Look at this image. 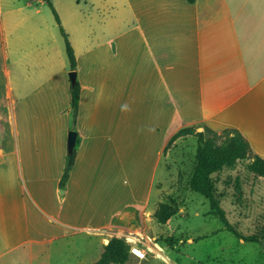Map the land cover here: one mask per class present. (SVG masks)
I'll use <instances>...</instances> for the list:
<instances>
[{"label":"crops","instance_id":"crops-1","mask_svg":"<svg viewBox=\"0 0 264 264\" xmlns=\"http://www.w3.org/2000/svg\"><path fill=\"white\" fill-rule=\"evenodd\" d=\"M82 1L97 11H135L136 50L121 53V68L100 69L99 82V69L92 70L90 78L96 77L98 83L79 84L75 162L64 187L60 179L72 120L64 64L57 70L42 66L38 81L33 82V62H21L29 54L12 56L2 42L0 15V120L5 133L0 142V255L24 245L32 251L34 244L92 229L98 234L114 233L133 221L139 222L138 227L146 224L153 219L152 191L164 150L172 136L190 125L215 131L236 129L264 158V0ZM72 3L80 5L79 0ZM31 4L25 1L15 11ZM1 5L0 0V14ZM114 101L121 106L115 117ZM106 132L121 139L122 154L135 155L139 162L127 164L135 175L129 196L134 206L121 213L127 218L122 225L107 222L111 206L108 212L104 206L97 213L95 205L92 215L82 212L90 149L96 145L95 138ZM34 171L48 176L53 172L59 197L37 186L42 176L36 180L35 174V183L27 186L26 174L30 178ZM141 174L148 176L146 184L138 182ZM90 216L92 221L100 218L97 226L90 224Z\"/></svg>","mask_w":264,"mask_h":264},{"label":"rangeland","instance_id":"rangeland-1","mask_svg":"<svg viewBox=\"0 0 264 264\" xmlns=\"http://www.w3.org/2000/svg\"><path fill=\"white\" fill-rule=\"evenodd\" d=\"M25 1H30L31 6L15 11V8L24 5ZM50 1L73 48L76 58V69L73 71L77 73L76 81L79 84L98 83L102 76L100 69H105L106 66L112 70L121 68V53L124 50H136L135 11H97L89 5H84L82 0H79L80 5H73V0ZM1 2L0 15L4 21L1 34L5 37L2 42L6 43L12 56L29 54L21 62H33V82L38 81L42 66L49 65V68L57 70L61 69L63 62L64 76L70 84L69 73L72 70L64 37L52 7L44 0L42 3L38 0ZM36 10L39 12L36 13ZM122 14L125 15L123 19ZM22 19L24 20L21 21ZM114 19H118L119 23L113 21ZM19 21L21 23L17 25ZM32 22H35V25H32ZM46 55L49 60L47 65ZM97 68L98 82L96 77L94 81L90 78L92 70ZM119 78L118 74L117 79ZM85 102L88 107L92 105L88 101ZM115 103L116 101L114 117L115 110L121 107ZM0 115H3L2 108ZM34 115L38 113H33ZM75 124L76 120L74 122L72 116L69 132H76ZM185 128L179 136L168 142L156 171L152 191L154 213L150 215L153 219L147 220L146 224L140 227L136 226L139 222L133 221L125 229L114 233L98 234L95 233L96 229L78 232L77 235L49 244H34L32 251L29 245L20 246L0 255V264H95L112 240L121 242L126 257L123 263L109 264H264V177L247 168V159L240 160L234 166L224 168L212 176L220 206L225 213L226 223H222L211 213L208 200L190 187L196 169L197 134L202 132L205 137L211 135L204 131L206 126L202 124ZM3 131L4 121L0 120V142L2 136H5ZM116 139L118 144L115 146ZM124 139L127 142V138ZM131 140L134 138L129 140L130 143ZM95 143V146H91L88 156L91 167L88 170V193L85 195L82 212H90L92 215L94 205L97 213L104 206L108 212L111 206V219L109 217L107 222L111 220L114 224L122 225L127 218L120 216L131 204L129 196L135 179L134 173L127 169V164L137 166L139 162L135 155L122 154L121 139L109 132L96 137ZM100 148L105 150L100 152ZM31 173L30 178L29 172L26 174L27 186L31 184L30 181L35 183L43 178L37 186L47 188L55 198L59 197V192L54 191L56 182L52 176L53 172L51 176L41 171ZM35 174L36 180L33 179ZM140 176L142 180L137 179L138 182L141 181L140 185L146 184L148 176ZM138 190L140 193L141 188ZM163 204L174 208L175 213L165 221L159 222L154 214ZM92 218L93 216L89 217L90 224L97 226L100 218L97 220L98 217H94V221Z\"/></svg>","mask_w":264,"mask_h":264},{"label":"trees","instance_id":"trees-1","mask_svg":"<svg viewBox=\"0 0 264 264\" xmlns=\"http://www.w3.org/2000/svg\"><path fill=\"white\" fill-rule=\"evenodd\" d=\"M44 1L52 7L56 22L64 37L70 70L73 71L76 69V58L73 48L68 40L67 34L60 25L59 16L53 8L51 1ZM186 1L192 4L196 0ZM70 91L72 116L75 122L80 98V85L78 81L70 83ZM184 129L186 128L179 130L169 141L179 136ZM204 131L208 132L211 137H205L202 132L197 134L198 146L195 155L196 169L191 178L190 187L193 191L207 199L211 213L216 215L222 223H226L225 213L220 206L215 180L212 176L222 171L224 168L234 166L240 160L247 159L249 160L247 168L256 175L264 177V158L253 151L246 138L236 129H224L221 132H217L206 127ZM75 153V147L68 150L64 171L60 180L61 187H64L66 184L70 170L74 165ZM174 213V208H170L168 205L163 204L155 211L154 216L157 221L162 222L170 218ZM262 237H264V228L262 229ZM125 257L126 254L121 242L119 240H112L107 247H105V251L95 264H109L110 262L123 263Z\"/></svg>","mask_w":264,"mask_h":264},{"label":"water","instance_id":"water-1","mask_svg":"<svg viewBox=\"0 0 264 264\" xmlns=\"http://www.w3.org/2000/svg\"><path fill=\"white\" fill-rule=\"evenodd\" d=\"M69 78L70 81L72 83H74L76 81V72L75 71H71L69 73ZM76 132L75 131H70L68 134V150L72 149L73 147H75V143H76Z\"/></svg>","mask_w":264,"mask_h":264},{"label":"built area","instance_id":"built-area-1","mask_svg":"<svg viewBox=\"0 0 264 264\" xmlns=\"http://www.w3.org/2000/svg\"><path fill=\"white\" fill-rule=\"evenodd\" d=\"M133 252H134V250H133ZM135 253V252H134ZM136 255H139V254H137V253H135Z\"/></svg>","mask_w":264,"mask_h":264}]
</instances>
